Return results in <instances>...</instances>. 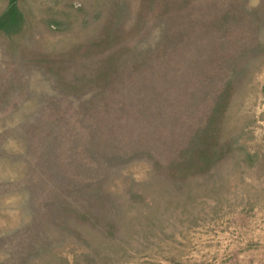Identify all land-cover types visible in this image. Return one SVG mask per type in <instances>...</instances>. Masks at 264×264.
<instances>
[{
  "label": "rangeland",
  "instance_id": "rangeland-1",
  "mask_svg": "<svg viewBox=\"0 0 264 264\" xmlns=\"http://www.w3.org/2000/svg\"><path fill=\"white\" fill-rule=\"evenodd\" d=\"M0 264H264V0H0Z\"/></svg>",
  "mask_w": 264,
  "mask_h": 264
}]
</instances>
